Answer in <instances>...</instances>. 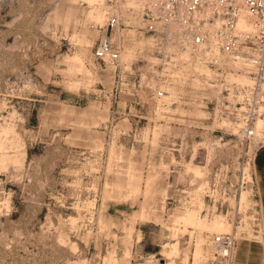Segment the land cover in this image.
<instances>
[{"label":"rangeland","instance_id":"1","mask_svg":"<svg viewBox=\"0 0 264 264\" xmlns=\"http://www.w3.org/2000/svg\"><path fill=\"white\" fill-rule=\"evenodd\" d=\"M142 2L0 0V264H227L210 235L253 238L251 74L174 64ZM112 8L116 62L91 53Z\"/></svg>","mask_w":264,"mask_h":264},{"label":"built area","instance_id":"2","mask_svg":"<svg viewBox=\"0 0 264 264\" xmlns=\"http://www.w3.org/2000/svg\"><path fill=\"white\" fill-rule=\"evenodd\" d=\"M106 1L115 7L118 0ZM139 16L156 41L157 52L172 48L174 64L183 59L189 66L206 68L218 79L237 72L240 65L247 69L251 84L241 92L246 95L241 96L240 114L242 131L251 133L256 117L264 118V0H143ZM118 19L113 8L107 12L104 34L91 48L95 59L118 60L120 45L110 36ZM153 90L160 94L162 89ZM234 241L232 232L212 233L213 256L230 264ZM132 264L179 263L153 254L139 255Z\"/></svg>","mask_w":264,"mask_h":264},{"label":"crops","instance_id":"3","mask_svg":"<svg viewBox=\"0 0 264 264\" xmlns=\"http://www.w3.org/2000/svg\"><path fill=\"white\" fill-rule=\"evenodd\" d=\"M250 169L254 178L257 226L253 229V238H235L230 264H264V142L255 148Z\"/></svg>","mask_w":264,"mask_h":264},{"label":"bare ground","instance_id":"4","mask_svg":"<svg viewBox=\"0 0 264 264\" xmlns=\"http://www.w3.org/2000/svg\"><path fill=\"white\" fill-rule=\"evenodd\" d=\"M99 4L100 3H98L97 5H96V8L99 10V12L102 14V11H100V8L98 7L99 6ZM103 15V14H102ZM184 222H186V223H189V224H193V225H197V226H201L200 225V223H199V221L200 220H197L196 218H195V215L194 216H188V217H184ZM202 227V226H201ZM207 227H211V229H215V230H220L221 228H223V223H222V221L221 220H219V219H216L211 225H209V226H207ZM177 252V250H175V253ZM166 258H169V257H166ZM187 260V257L186 258H184V263H185V261ZM187 262V261H186Z\"/></svg>","mask_w":264,"mask_h":264}]
</instances>
